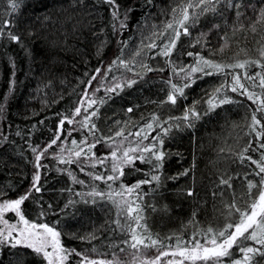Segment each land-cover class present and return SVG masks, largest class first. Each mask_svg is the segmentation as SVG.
<instances>
[{"label": "trees", "instance_id": "obj_1", "mask_svg": "<svg viewBox=\"0 0 264 264\" xmlns=\"http://www.w3.org/2000/svg\"><path fill=\"white\" fill-rule=\"evenodd\" d=\"M173 1L115 0L114 18V7L104 0H0V202L28 194L21 205L22 214L30 222L48 224L61 233L62 247L72 250L66 264H77L81 259L144 264L163 251L175 250L177 237L184 242L197 239L203 243L209 228L219 231L229 222H238L239 214L226 207L233 201L241 209L252 203L248 182H260L259 168L252 160L264 164V148L259 147L264 139L257 138L258 132H264V111L257 110L259 101L254 103L239 94L243 89L231 91L230 85L237 75L250 92L264 98L259 77L255 87L245 78V71L255 76L264 69L255 64L246 69L225 68L223 73L205 69L214 74H193L195 83L184 89L183 96L177 95L175 104L168 102L167 96L171 92L170 78L180 86L186 82L182 79L185 73L177 76L173 68L190 72L195 66L196 57L189 52L221 64L259 60L252 54L244 58V54L264 41V20L257 23L264 0H249L238 9L223 11L189 28L190 35H184L181 29L171 55H157L172 31H165V25L170 21ZM12 4L17 6L13 8ZM10 34L19 40H11ZM225 35L228 46L221 52L225 41L220 37ZM141 39L146 44L139 55L141 64L153 71L143 67L128 71L119 64L108 71L117 57L128 61L134 70L130 59ZM198 39L200 43H196ZM153 41L158 47L149 50L147 45ZM97 68L101 69L99 74ZM92 76L97 78L91 80ZM127 79L136 82L129 87ZM117 83L121 88L106 92ZM222 84L225 87L213 100L217 106L211 108L207 101ZM224 98L231 102L220 104ZM91 100L96 103L89 108ZM193 105L199 118H191V126H187L183 117ZM77 107L81 108L80 116L75 115ZM97 109V115L84 127L81 121ZM253 114L260 121L254 126L256 131H252ZM153 115L158 119L153 121ZM67 118H74L73 123L69 124ZM62 119L65 123L61 126ZM148 123L153 124L152 129L146 127ZM92 124L95 130H90ZM164 129H170L167 135ZM121 131L122 135H116ZM137 132L141 135H135ZM57 137L56 144L48 147ZM146 145L165 153L162 168L154 169L153 165L161 162L151 153L139 151ZM130 147L138 149L131 156H143L145 160L135 159L132 165H125L122 176L119 171L113 173V163ZM114 150L118 161L112 159ZM76 151H81L79 158ZM241 153L251 160L242 161ZM186 169L188 174L181 175ZM36 175L39 180L33 187ZM96 175L105 179H93ZM108 175L119 178L108 181ZM152 175L160 177L159 183L142 184L130 197L125 194L143 209L141 224L147 231L142 227L137 231L160 242L148 248L140 246L137 252L124 243L130 240L129 232L121 231L115 223L119 220L135 227V222L127 218L124 206L118 208L113 201L119 203L125 198L116 195L123 191L121 184L131 187L151 180ZM221 180H228L232 187L221 184ZM93 189L105 196L88 195ZM189 189L192 196L187 195ZM258 192L259 187L252 189V194ZM108 193H112L111 199ZM243 243L259 247L251 240ZM231 252V257L224 258L225 264L242 259L238 247ZM180 259L161 256L158 264ZM257 262L264 264V257L255 256L253 264ZM0 264L46 262L30 249L4 243L0 236Z\"/></svg>", "mask_w": 264, "mask_h": 264}, {"label": "snow or ice", "instance_id": "obj_2", "mask_svg": "<svg viewBox=\"0 0 264 264\" xmlns=\"http://www.w3.org/2000/svg\"><path fill=\"white\" fill-rule=\"evenodd\" d=\"M105 3L112 5L114 7L113 10V17L115 18L117 15V12L115 11V0H104ZM150 2V0H149ZM216 2H220V0H216ZM204 5H211V7H201ZM17 5L12 4V7L15 8ZM231 7L239 8V4H230ZM199 7L201 8V13L207 12V11H216L213 0H197L195 4L188 3L185 7L180 9L182 18L179 20H176L175 22L169 21L165 25V31H168L171 29V34L168 36V43H166L162 50L157 53V55H163V56H170L172 53V50L176 47V42L181 36V29L183 30L184 35H190L189 27L186 26L189 24L190 19L192 20V23L194 24L196 22V19L198 18V14L192 13L190 14L188 9ZM173 13L177 12V9H172ZM127 15V14H126ZM240 13L237 12V16H239ZM264 20V9L261 10L260 17L257 19V23ZM175 23V27H174ZM125 25L121 23V27H124ZM218 27V26H216ZM242 27V26H241ZM241 30V29H236ZM252 30L255 31V26H252ZM161 36L164 35V33H160ZM205 34H202V36ZM222 40L225 41L223 45H221L219 51H223L225 47L228 46V37L221 36ZM10 39L13 41H18L19 37H17L14 34H10ZM196 43H200V40L198 39ZM149 50L155 49L158 47V45L153 41L150 42L147 45ZM213 54L210 52V55ZM136 55L139 56L140 52L137 51ZM189 56H195L196 57V64L195 66L191 67L190 72L186 71L183 67H181L178 71L176 68H173V73L175 75H179L181 72H184L185 75L182 77L183 80L186 82L180 86L175 83L171 82V78L169 79L168 83L171 86V92L167 96V101L171 102L172 104L176 103L177 95L183 96L184 95V89L191 87L193 83H195V79L193 78V74L195 73H202L203 75H213L215 73H223L225 68H239V69H246L249 64H255L257 67H260L261 69H264V48L260 50V59L259 60H244V61H238L233 64H221L216 63L213 60L207 59L203 56H201L199 53H188ZM128 61L117 57L116 60L112 61V65L109 66L108 71L112 70V66H115L119 64L120 67L125 68L128 71H133V69L129 68ZM203 65V66H201ZM141 67H143L146 71H153L151 67H149L147 64H141ZM205 69L214 70L213 71H205ZM101 72V69L97 68L96 73L99 74ZM134 75H139V73H134ZM256 77H259V87L264 89V72L256 73L255 76H250L245 71V78L248 80L253 81V86H257L255 81ZM97 77L92 76L91 80H95ZM91 80L89 81V84H91ZM127 86L131 87L132 84H134L136 81L132 79H127L126 81ZM225 87V85H221L220 87L215 89V93L213 96V99H209L207 103L210 105L211 108H215L217 104L213 102L215 99V94H218L221 92L222 88ZM121 88V84L117 83L115 86H109L106 88V92H115L116 89ZM231 91L237 92L238 89H243L242 92L239 94L241 95H247L248 99L256 103L257 101L260 102V106L258 107V111H264V98L261 96L250 92L243 83H241V78L237 75H233L232 77V83L230 85ZM99 91V89H96ZM85 95H87V92H85ZM101 103L104 101L101 100ZM231 100L229 98L220 99L219 103H230ZM95 100H91L89 102V108L92 107L93 104H95ZM75 115L80 116L81 115V108L77 107L75 108ZM88 109L85 108L84 112H87ZM129 112L132 111V108L128 109ZM98 113V109L95 111H92L89 116H85L84 120L81 121L84 127L89 126V122L91 120V117L96 116ZM199 118V113L195 110V105L189 110L186 111L183 119L185 121H188L187 126H191V118ZM74 118H67V122L69 124L73 123ZM153 121L157 120L158 117L153 115L152 117ZM252 122L253 127L252 131H256L255 125L260 124V121L257 119L255 114L252 116ZM65 123V121L62 119L60 121V125L62 126ZM159 126V125H157ZM147 128L152 129L153 124L148 123L146 125ZM264 127V125H262ZM96 126L95 124L91 125L90 130H95ZM143 129H141V132ZM168 131L170 129H164L163 132L165 135H167ZM141 132L135 133V135L140 136ZM123 132H117L116 135H122ZM132 135V133H129ZM60 137H57L56 139H53L48 147H51L52 145L56 144L57 140ZM148 136L145 135L144 139H147ZM258 139H264V132H258L257 133ZM126 139V137H125ZM153 139H156L155 137ZM73 143H76L73 141ZM159 143L162 145L163 141L160 140ZM91 147H95V145H90ZM260 148H264V143H261L259 145ZM137 148H128L123 151L122 157L117 158V152L114 150L111 153L112 159L114 161H118L117 163H113L112 165V172L115 173L119 171V174L122 176L124 175L123 167L125 165H132L134 163L135 159H140L142 162L145 160L143 156H137L133 157L130 155V153L137 152ZM47 151V149H45ZM63 151V149H61ZM82 151V150H81ZM81 151H76L75 156L77 158L80 157ZM139 151L145 152V153H151L152 157L161 163L153 165L154 169H159L163 167L162 161L164 159L165 153L159 150H155L154 145H146L143 148H140ZM244 152H247L248 149L245 148L243 150ZM241 160L249 159L251 160V157H245L243 153H241L240 156ZM40 157L37 156V161H39ZM106 159V158H105ZM261 159L264 160V153L261 154ZM61 163H64L65 161L63 159L60 160ZM68 163H72L73 161L69 160ZM99 163H103V160H98ZM252 163L256 164L259 168V172L257 173L258 176H260V182L259 185L253 183L252 181L248 182V188H249V194L253 196L252 203L248 206L247 209H241L237 206L235 201H233L231 204L226 205V207L230 210H235L236 213L239 214V220L236 223H227L225 226L219 230L214 231L212 228H209L207 230V234L205 235L204 242L201 243L200 240L193 239L191 241H181L179 237L176 238V248L172 251H163L161 252L155 259L151 261H145L144 264H158V261L160 260L161 256H168L171 255L173 257H180V260L175 261H169V264H184V261H189L191 264H197V262H201V264H225V259L232 256L231 250L234 246L239 248V251L243 254L242 259H235L231 260L230 264H253L255 256L259 255L261 257H264V176L260 175L261 173H264V164L252 160ZM188 169H186L181 175H187ZM119 177L108 175L106 177V180L108 181H115ZM75 180V177H73ZM93 179L96 180H103L105 177L96 175L93 177ZM39 180V176H34V183L33 187H35V182ZM160 177L158 175H152L151 180H144L139 181L137 184L126 187L124 184L120 185V188L123 190L122 192L116 193V195H119L121 197H125L121 202L117 203L116 201H113L116 203V206L118 208H121L124 206V211L126 212L127 218L130 221L135 222V227H133L131 224H121L119 220L115 221L117 226L120 228L121 231H127L130 234V240L124 241V243L133 249H136L137 252L140 251V246H143L144 248H148L150 246H156L158 243H160L157 239H153L151 236H144L143 234L139 233L137 231L138 228H144L145 231H147V226L142 225L141 221L144 219L142 212L143 209L141 205L137 202V200H129L125 196L127 194L128 197H130L137 189L140 188L142 184L145 183H151L152 181H155L159 183ZM79 183H83V181H77ZM221 184H228L229 187H232V185L229 183L228 180H221ZM111 185H109V188ZM259 187L258 194H252V189ZM36 191H40L38 187L35 188ZM90 196H100L104 197L105 193L98 192L95 189H93L92 192L88 193ZM109 199L112 197V193L107 194ZM188 196L193 195V191L189 189L187 191ZM28 199V194H25L21 196L19 199L14 200H7L2 203H0V220L4 219V213L6 212H15L16 216L19 217V221L21 224L24 225V228L18 229L15 225H12V230L18 232L19 236L22 239H18L16 241V244H19L21 242H24L25 247L31 248L33 252H35L38 255H42L43 259L47 261V264H63L65 260L68 258V253L72 250H66L62 247L61 241H60V235L61 233L56 230L55 228L49 226L48 224L44 223H34L30 222L28 219L25 218V216L21 212V205L22 203ZM139 200H142L143 197H138ZM232 212L229 211V215H231ZM195 217V213H193V218ZM7 223V221H4ZM0 235H3V233H0ZM92 238H95L94 236ZM5 239H8V237H5ZM171 239V237H169ZM251 240L254 245H259V247L255 246H248L245 245L243 242ZM146 241H150V244ZM16 244H13V247L16 246ZM48 249H51L49 251ZM121 251H124V249H121ZM88 264H116L114 261H88ZM258 264V262H257Z\"/></svg>", "mask_w": 264, "mask_h": 264}, {"label": "rangeland", "instance_id": "obj_3", "mask_svg": "<svg viewBox=\"0 0 264 264\" xmlns=\"http://www.w3.org/2000/svg\"><path fill=\"white\" fill-rule=\"evenodd\" d=\"M246 1L249 0H220V2H216V0H213L214 2V6L216 11H207V12H203L201 13V8L199 7H194V8H189L188 11L190 14L192 13H196L198 14V18L196 19V22L193 24L192 20L190 19L189 24L186 25L189 28H192L194 26H196L197 24L204 22L208 19H212L215 18L217 16L220 15V13H222L223 11H230L235 9L234 7H231L230 4H239L240 6L243 5ZM174 5L172 7V9H177L176 13H173V11L170 14V21L175 22L176 20H179L182 18L181 16V12L180 9H182L183 7H185L188 3H193L195 4L197 2V0H174ZM201 7H211V5H204ZM1 32H3L1 30ZM146 44H145V40L141 39V41L135 46V48L132 51V57L130 59L132 66H134V70L140 69L141 67V58H139L140 56L136 55V52L139 51L140 49V55L143 53L144 48H145ZM264 48V41L261 42L257 48H253L250 51H248L247 53L244 54V58L250 57L252 54V57L260 59V50ZM129 59V58H128ZM4 202V201H3ZM2 203V202H0ZM7 221V223H5L4 221ZM12 225H15L16 228L18 229H22L24 228V225L20 223L19 221V217L16 216L15 212H6L4 213V219L0 220V233H3V235L1 236V239L4 243H7L9 245L16 244V241L18 239H22L18 232L12 230ZM5 237H8V239H5ZM16 247H20V248H27L30 249L32 251L31 248L25 247L24 242H21L19 244H16ZM49 251H51V249H48ZM42 256V255H41ZM47 264V261H45ZM67 260H65L63 262V264H66ZM77 264H88V260L85 259H81L79 261V263Z\"/></svg>", "mask_w": 264, "mask_h": 264}]
</instances>
